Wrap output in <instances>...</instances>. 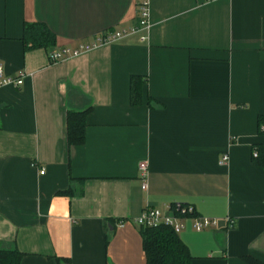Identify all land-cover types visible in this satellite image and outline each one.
<instances>
[{"label":"crops","instance_id":"crops-1","mask_svg":"<svg viewBox=\"0 0 264 264\" xmlns=\"http://www.w3.org/2000/svg\"><path fill=\"white\" fill-rule=\"evenodd\" d=\"M32 23L55 47L93 46L51 62L24 44ZM112 30L125 36L96 44ZM0 63L24 73L0 87V243L21 264H146V206L182 224L191 264H264V0H0ZM85 109L68 146L66 112Z\"/></svg>","mask_w":264,"mask_h":264},{"label":"trees","instance_id":"trees-1","mask_svg":"<svg viewBox=\"0 0 264 264\" xmlns=\"http://www.w3.org/2000/svg\"><path fill=\"white\" fill-rule=\"evenodd\" d=\"M23 41L28 48L55 47V36L42 23L24 25ZM145 79L138 75L130 77V103H142V87ZM89 109L82 111L68 110L65 116L66 139L68 146L81 145L85 140L86 115ZM260 121L262 119L260 118ZM252 161L264 168V144L254 149ZM142 248L146 264H191L192 256L178 234L169 226L160 224L156 227H142ZM24 253L16 247H4L0 243V264H21Z\"/></svg>","mask_w":264,"mask_h":264},{"label":"built area","instance_id":"built-area-1","mask_svg":"<svg viewBox=\"0 0 264 264\" xmlns=\"http://www.w3.org/2000/svg\"><path fill=\"white\" fill-rule=\"evenodd\" d=\"M149 26L148 22V9L146 6V1L143 3L141 7V12L139 15L138 24L134 27L135 29L139 28H147ZM125 36L124 32L120 31H105L102 32L96 38V44L103 43H113ZM93 45L89 44H80L77 48L71 49L68 47H56L48 51V59L51 62H57L69 56L77 55L82 51H85L92 47ZM24 73H20L18 76H11L5 73L3 65L0 63V87L3 86H20L23 82ZM228 160L227 155H223L220 159V164H224ZM140 175L142 180L146 179V175L148 172V165L145 161L139 163ZM44 170H41L40 173L43 174ZM143 188L146 187L145 182L142 185ZM178 213L188 214L190 210L186 207H183L180 204L173 206ZM134 221L142 226V227H156L160 224H165L171 227L175 232L182 228V224L178 221L175 216L170 215L169 213H164L161 210L146 206L141 211L140 215L134 219ZM216 224V220L214 218L208 217H195L193 221V228L197 231H201L203 229L209 228Z\"/></svg>","mask_w":264,"mask_h":264}]
</instances>
